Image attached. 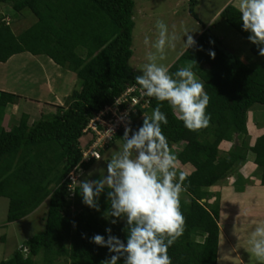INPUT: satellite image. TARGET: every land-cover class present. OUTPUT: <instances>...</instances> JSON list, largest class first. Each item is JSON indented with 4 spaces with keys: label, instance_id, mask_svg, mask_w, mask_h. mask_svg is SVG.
I'll return each mask as SVG.
<instances>
[{
    "label": "trees",
    "instance_id": "trees-1",
    "mask_svg": "<svg viewBox=\"0 0 264 264\" xmlns=\"http://www.w3.org/2000/svg\"><path fill=\"white\" fill-rule=\"evenodd\" d=\"M197 2L189 0V12L198 21L194 9ZM0 3H10L17 12L29 9L36 17V21L16 34L5 14L0 15V62L22 52L45 54L60 67L74 72L79 80V88L76 85L64 97V104L56 105L53 112H39L40 118L30 121L31 114L25 111L17 122L6 126L2 123L5 109L18 96L0 91V196L8 198L6 221L24 218L48 199L43 229L0 264H35V257L42 250L48 261L65 257L69 264H100L110 254L107 248L90 243L91 237L100 234L107 239L105 229L110 227L112 235L126 242L125 221L111 224L103 217L109 207L106 191L98 198L100 211L86 206L79 186L73 185L69 174L80 163L83 150L95 139L93 131H84L90 119L129 86L141 88L135 80L140 73L129 64L135 1L0 0ZM220 16L249 42L250 33L242 30L237 6L227 4ZM202 25L196 47L185 49L169 72L174 74L189 62H196L192 71L210 97L206 109L211 116L209 126L189 130L167 101L160 104L168 119L167 125H161L162 132L176 162L192 167L189 172H177L186 177L184 192L189 198L180 197L185 226L183 234L168 249L172 264H217L220 204L209 202L213 196L209 189L237 170L250 154L256 169L263 172L264 184V132L251 143L247 126L255 106L264 107V59L258 66L250 67ZM249 44L258 54L257 46ZM210 50L215 52V59L209 55ZM157 104L154 97L144 95L130 115L131 128L138 130L142 116H151ZM123 136L120 130L113 140L124 142ZM223 142L234 145L224 151L220 147ZM177 145H181L178 150ZM94 162L91 158L81 165L88 169ZM243 186L238 175L236 187L242 190ZM216 197L219 200L217 194ZM198 235L204 237L202 241L195 239ZM23 247H27L28 253L22 251Z\"/></svg>",
    "mask_w": 264,
    "mask_h": 264
},
{
    "label": "clouds",
    "instance_id": "clouds-1",
    "mask_svg": "<svg viewBox=\"0 0 264 264\" xmlns=\"http://www.w3.org/2000/svg\"><path fill=\"white\" fill-rule=\"evenodd\" d=\"M238 11L242 30L250 33L249 42L256 45L258 55L264 57V0H239ZM156 28L158 38L151 45L155 51L147 54L148 62L143 64L135 80L144 95L158 101L157 106L151 116H142L143 123L137 131L132 132L130 127L122 131L123 147L107 163L105 174L98 179L79 181L82 202L86 206L100 211L98 198L106 191L109 207L103 217L111 224L121 219L125 221L126 242L112 235L110 227L105 229L107 239L100 234L91 237L90 243L107 248L110 254L100 264H118L121 260L123 264H172L168 249L183 234L185 226L180 194L186 191L183 184L186 177L177 173V158L162 132L161 125H167L168 119L160 104L167 101L177 118L192 131L208 127L211 120L206 113L210 97L192 71L196 62H189L170 74L169 68L160 61L165 58L166 47L174 48L178 37L169 34L162 20L156 22ZM189 33L185 29L183 37L187 36V40L182 37L186 50L197 45ZM145 43H149L147 37ZM209 55L215 59L214 51L210 50ZM113 141L112 138L100 151V156L93 159L99 160ZM78 167L70 171L69 178L72 172L77 175L83 169L82 165L80 170ZM249 243L252 254L264 260V222L258 223L252 231ZM21 249L28 253L27 247Z\"/></svg>",
    "mask_w": 264,
    "mask_h": 264
},
{
    "label": "rangeland",
    "instance_id": "rangeland-1",
    "mask_svg": "<svg viewBox=\"0 0 264 264\" xmlns=\"http://www.w3.org/2000/svg\"><path fill=\"white\" fill-rule=\"evenodd\" d=\"M135 12L134 21L135 26L132 32V56L129 60V64L133 69L140 73L143 64L147 63V54L155 51L151 45L158 38V30L156 28V22L158 20L164 21L169 30V34L176 35L178 39L175 41V47H166L164 53V59L160 61L168 68L180 57L184 52L182 37L184 30L187 29L193 35L194 39L203 31V25L205 24L215 35L223 40L228 49H232L234 53L244 59V61L250 67H256L264 59L251 50V46L247 39L242 36L237 30L231 27L221 16L220 12L225 8L223 7L218 11L225 3L234 4L238 7L239 0H198L195 4V12L199 17L197 21L189 12V0H134ZM225 5V6H226ZM5 14V20L10 22L14 32L20 34L25 28L36 21V17L29 9H24L22 12H17L12 9L10 3H0V15ZM201 21V22H200ZM148 38L149 43H145V38ZM186 41L187 36L183 37ZM231 47V48H230ZM26 54V53H25ZM31 57V56H30ZM17 58V57H16ZM15 58V59H16ZM36 58V57H35ZM18 59H22L19 58ZM48 56L41 55L40 59L34 60L24 56L21 63L19 60L11 61L6 66L16 71V74L22 78L20 84L15 82L12 87H16L18 98L13 103H9L6 110V117L4 119V126L17 122L22 112L31 114L30 121L40 118L39 112H53L56 109V105L48 103L47 99H51L56 103H60L61 97L68 96L72 90L76 87L79 88V80L76 74L71 71V75L74 79L66 80L71 83L70 88H67L65 92H55L57 98L54 97V92L49 93L44 82V76H48L50 82L55 80V69L53 66L48 67L43 74L41 64H45V60ZM16 63V68L12 64ZM0 67L1 64H0ZM46 67V66H45ZM22 68V69H20ZM3 69V68H2ZM62 69V67H61ZM170 73V72H169ZM3 70H0V77L5 75ZM196 76V75H195ZM197 77V76H196ZM7 78V77H6ZM5 81H7V79ZM43 78V79H42ZM200 81V78L197 77ZM76 83V84H75ZM11 82L6 84V87L11 86ZM56 90H59V84L54 85ZM54 90V89H53ZM55 91V90H54ZM59 98V99H58ZM41 99V101H39ZM65 98L62 99L61 104H64ZM50 102V101H49ZM52 105V106H50ZM255 111L250 113L249 119V134L252 137L253 133L260 129L264 130V107L255 106ZM18 117V118H17ZM144 118V117H143ZM132 129V128H131ZM137 130L132 129V132ZM123 141L121 139L114 140L108 147L99 160H96L88 169H81L77 175L74 176L73 185L79 186L81 180H94L98 179L100 175L106 173L107 163L111 160L112 156L119 152L123 147ZM238 143V142H236ZM234 142H223L221 144L222 150H228ZM238 145V144H237ZM181 145L175 146V149H180ZM253 159H248L241 166H237V170H232V173L228 175L226 179L220 181L219 184L212 186L209 193H212V197L209 202H219V210H223V218L219 219V223L222 227L223 236L231 238L235 244L234 248L239 253L243 262L246 264H264V260L258 259L251 252V245L249 238L252 231L255 229L258 223L264 222V184L261 183L263 172L261 169L248 168ZM247 167V168H246ZM191 170L190 165L180 164L176 162V171L189 172ZM238 175L240 177V185L243 186L242 190H238ZM251 187L246 192V187ZM243 192H246L243 197ZM219 200L216 197V194ZM75 196L71 197L73 200ZM180 197L188 200L189 196L183 191ZM218 200V201H217ZM76 202V200H74ZM48 199H46L36 210L22 219L14 222H7L8 212V198L0 196V261L11 257L16 249H19L21 245L25 244V241L33 234L43 229L45 223V215L47 210ZM260 215H263L260 217ZM259 216V217H258ZM120 221H123L121 219ZM228 234V235H227ZM204 237L201 235L195 236V239L202 241ZM241 246V248L239 247ZM220 264H230V255L226 252H222L220 255ZM69 260L65 257L59 260H47L45 259L44 250L35 257V264H69Z\"/></svg>",
    "mask_w": 264,
    "mask_h": 264
},
{
    "label": "crops",
    "instance_id": "crops-1",
    "mask_svg": "<svg viewBox=\"0 0 264 264\" xmlns=\"http://www.w3.org/2000/svg\"><path fill=\"white\" fill-rule=\"evenodd\" d=\"M225 5H226V3L218 10V11H220L223 7H225ZM1 15H3V14H1ZM26 53V54H25ZM41 55H45V54H41ZM41 55H33V54H31V53H29V52H22V53H18V54H14V55H12L6 62H0V64H1V66L2 67H0V70H3V73H6L5 75H2V77H0V91H5V92H9V93H13V94H17V89H16V87H12V85H13V83H17L18 84V86H21V84H20V82H21V80H22V78H20V75H19V72H18V75L16 74V71L14 70V69H11L10 67H9V69H7L6 68V66L8 65V63H10L12 60L13 61H17V60H19V63H21L22 62V60H23V57L24 56H26V57H28L29 59H31V60H34V59H40V56ZM31 56V57H30ZM47 56V55H46ZM17 57V58H16ZM18 57L19 58H22L21 60L20 59H18ZM36 57V58H35ZM16 58V59H15ZM13 65H14V67L16 68L17 66H19V65H16V63H14V64H12L11 66H12V68H13ZM46 66V67H45ZM50 66H53L54 67V69H55V74H56V76H55V80L56 81H54V79L52 80V83L50 82V79H49V77L48 76H44V82L46 83V85H47V89H48V92L49 93H52V92H54V97L55 98H57L56 97V95H55V92H58L60 95H61V93L59 92V91H62V92H65L66 91V89L67 88H70V84L71 83H68L66 80L68 79V81L69 80H72V79H74V76H72L71 75V71H69V70H66V69H64V68H62L61 69V67L59 66V65H57L50 57H48V59L47 60H45V64L44 63H42L41 64V69H43V71H42V73L44 74L46 71V69L48 68V67H50ZM3 68V69H2ZM20 69H22V68H20ZM46 74V73H45ZM7 77V78H6ZM4 78H6L7 79V81H5V79ZM43 79V78H42ZM8 82H11V86H9V87H6V84L8 83ZM56 83L57 84H59V90H56V88H54L55 86L54 85H56ZM55 91H54V90ZM65 97V96H64ZM63 96L61 97V99H59L60 100V103H56V102H54V101H51V99H47V102L48 103H51V104H54V106L57 104V105H60L61 104V101H62V99L64 98ZM65 100V99H64ZM39 101H41V99H39ZM50 101V102H49ZM50 106H52V105H50ZM8 107V106H7ZM7 107H6V109H5V114H4V116H3V121H2V123L4 124V119H5V117H6V110H7ZM251 118V117H250ZM249 118V119H250ZM248 123H249V120H248ZM9 124V123H8ZM247 126H248V131H249V125L247 124ZM264 132V130H262V129H260L259 131L257 130L256 132H254L253 133V135H252V137H251V143H253L254 142V140H255V138L257 137V136H259L260 134H262ZM248 159L250 160V159H253V155L252 154H250V156L248 157ZM248 164H250L249 166H247L248 168H251V165H253V168H256V164L252 161V162H250L249 161V163ZM246 167V168H247ZM190 168L192 169V167L190 166ZM253 168H251V169H253ZM246 186V185H245ZM247 188V190H246V192H248L249 190H250V188L251 187H246ZM246 192H243V197H244V194L246 193ZM264 215V214H263ZM263 215H260V217L261 216H263ZM259 217V216H258ZM223 218V210L221 211L220 210V214H219V219H222ZM218 225H219V229H220V237H219V246H218V261H217V264H220V255H221V253L223 252H226L227 254H229L230 255V264H246V262L244 263L243 262V260H242V258L240 257V255H239V253L237 252V250L234 248V246H235V244L233 243V241L231 240V238H229V237H227V236H223V234H222V227H221V224L219 223V221H218ZM228 235V234H227ZM240 248H241V246H239Z\"/></svg>",
    "mask_w": 264,
    "mask_h": 264
},
{
    "label": "built area",
    "instance_id": "built-area-1",
    "mask_svg": "<svg viewBox=\"0 0 264 264\" xmlns=\"http://www.w3.org/2000/svg\"><path fill=\"white\" fill-rule=\"evenodd\" d=\"M138 91V94H133ZM144 96V90L137 86H129L115 99L114 103L107 106L92 118L86 129H90L95 134L94 141L83 150L82 159L78 164L80 170L81 164L88 162L93 157H99L100 151L105 148L107 143L120 130L125 132L126 127L132 125L130 115L136 111V105ZM75 173L72 172L70 178L74 180Z\"/></svg>",
    "mask_w": 264,
    "mask_h": 264
}]
</instances>
